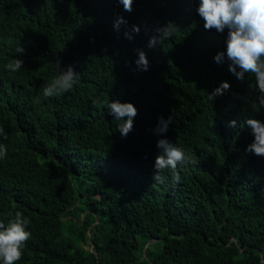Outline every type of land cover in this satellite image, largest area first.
I'll return each instance as SVG.
<instances>
[{"label": "trees", "instance_id": "1", "mask_svg": "<svg viewBox=\"0 0 264 264\" xmlns=\"http://www.w3.org/2000/svg\"><path fill=\"white\" fill-rule=\"evenodd\" d=\"M197 6L0 0V222L20 211L32 234L16 264H264V157L245 151V121L264 123V107L254 76L240 81L226 59L215 62L227 29L205 30ZM170 22L178 31L149 47ZM16 58L23 67L7 71ZM57 60L78 80L46 98ZM221 82L230 89L210 100ZM114 101L138 110L127 137L108 114ZM163 138L195 162L178 165L175 184L171 169L153 180Z\"/></svg>", "mask_w": 264, "mask_h": 264}, {"label": "clouds", "instance_id": "2", "mask_svg": "<svg viewBox=\"0 0 264 264\" xmlns=\"http://www.w3.org/2000/svg\"><path fill=\"white\" fill-rule=\"evenodd\" d=\"M126 11L131 12L133 0H120ZM197 14L201 17L203 27L207 31L215 30L224 33L227 29L226 49L218 52L214 57L215 62L221 63L225 59L229 62L228 71L238 80L243 81L245 74H250L255 78L254 88L258 90L259 107H264V0H198L196 8ZM123 21L119 18L116 26ZM133 31L138 33L139 27L133 25ZM178 31L177 27L171 22L166 26L157 29L160 33L159 39L153 36L149 40V47H154L157 42L172 38ZM126 38L131 39L129 33H125ZM25 49L21 45L16 49L19 54L24 53ZM136 64L140 70L147 71L149 62L146 54L140 50L138 52ZM22 59L10 60L5 69L9 72H18L23 67ZM59 75L52 79L42 90L44 97H59L70 91L77 83L78 73L71 66L66 70L61 68L59 60L56 61ZM228 82L221 84L208 95L210 100L216 96L223 95L230 89ZM108 114L115 120L122 121L117 126L121 136L127 135L134 129V118L138 115L137 108L132 103L111 102L107 105ZM172 117L167 120L163 117L158 118L157 127L154 129L156 134L166 133ZM245 123L251 128L253 141L245 149L259 157H264V123L257 119L248 118ZM236 121H230L229 127H235ZM243 126V125H242ZM0 138L7 139V133L3 126H0ZM157 148L160 153L156 156L154 163L153 180L164 183L162 173L166 169L173 171V183L180 181V175L175 171L178 165L187 164L190 158L184 150L176 144L163 138L157 141ZM7 156V148L0 144V159ZM30 220L20 211L15 213V218L10 219L7 224L0 222V264H16L23 258V249L27 241L31 239V232L27 230Z\"/></svg>", "mask_w": 264, "mask_h": 264}]
</instances>
